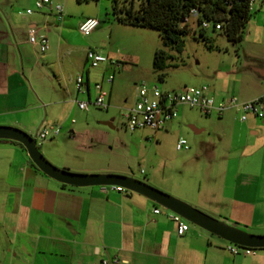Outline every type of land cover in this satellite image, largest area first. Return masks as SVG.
<instances>
[{
	"label": "crops",
	"instance_id": "1",
	"mask_svg": "<svg viewBox=\"0 0 264 264\" xmlns=\"http://www.w3.org/2000/svg\"><path fill=\"white\" fill-rule=\"evenodd\" d=\"M34 1L21 0L24 10H16L12 0H0V126L23 132L46 125L49 113L73 97L64 91V102H58V90H44L46 70L70 58L72 50L64 39V14L58 19L50 7L36 10ZM30 29L47 36L44 54L28 43ZM98 29L101 23L92 33ZM258 64L249 69L264 79V64ZM83 81L85 92L77 93L74 80V101L79 95L92 101L98 82L89 71ZM258 97L264 98V90L236 98ZM218 118L231 123V133L221 152L217 146L200 148L210 167L194 175L196 187H157L219 221L264 235V120L242 122L233 110ZM91 164H81L76 173H101ZM170 213L141 195L111 187L62 188L32 168L18 145L0 141V264H99L115 256L123 264H264V251L233 255L229 243L188 222L178 235Z\"/></svg>",
	"mask_w": 264,
	"mask_h": 264
},
{
	"label": "rangeland",
	"instance_id": "2",
	"mask_svg": "<svg viewBox=\"0 0 264 264\" xmlns=\"http://www.w3.org/2000/svg\"><path fill=\"white\" fill-rule=\"evenodd\" d=\"M50 1L53 6L60 5L63 8L62 21L66 22L64 39L71 46L72 55L70 58L63 57L62 63L46 70L43 87L45 91L51 87L58 90V96L54 95L58 102H64V91L73 97L66 98L63 105L58 104L49 113L45 124L57 125L60 132L53 139L36 141L42 156L53 166L70 173L128 176L173 198L176 197L157 186L196 187L197 184L192 181L194 175L210 167L203 152L201 155L200 148L210 145L216 150L217 146L221 152L220 145L226 143L231 133V123H225L216 116H203L193 108L178 107L177 120L166 132L156 134L149 129L130 132L124 127V109L134 104L135 86L142 83L149 87L155 85L161 91L206 86L208 94L216 102H219L216 99L218 95L226 100L264 90V79L249 69L259 65V62L264 64L263 7L258 1L255 2L238 43L233 44L222 31H213L212 28L205 30L204 40L198 36V28L193 23L190 28L196 33L189 32L183 37L182 51L177 53L163 46L156 31L118 23L112 14L110 0ZM12 2L14 9L24 10L21 0ZM117 7H121L120 1ZM93 17L100 20L101 29L88 37L82 36L77 21ZM88 50L108 60L120 62L121 67L114 70L107 62L90 68L85 60ZM158 50L171 55L163 70L162 81L156 78L152 69V56ZM86 71L109 96L106 110L91 105L85 111L77 108V101L87 100L82 95L76 96V101L73 100V83L78 75L84 77ZM109 75L114 78L111 85L105 82ZM95 95L93 91L92 100ZM248 117L257 119L252 115ZM256 121L261 123L262 120ZM188 126L200 133H194ZM25 133L34 138L33 129ZM179 138L185 141L187 150L175 149V142ZM219 138H223L221 143ZM88 162L94 165L91 169L100 170L101 173H76L78 166ZM62 164L66 167H62Z\"/></svg>",
	"mask_w": 264,
	"mask_h": 264
},
{
	"label": "built area",
	"instance_id": "3",
	"mask_svg": "<svg viewBox=\"0 0 264 264\" xmlns=\"http://www.w3.org/2000/svg\"><path fill=\"white\" fill-rule=\"evenodd\" d=\"M257 0H247L248 12L253 11V6ZM43 7H50L57 15L58 19H61L64 12L60 5L53 6L50 0H35L34 8L41 10ZM26 15L31 14V10L25 11ZM197 13L195 10H191L187 17L182 21L183 24L194 23V19ZM100 22L96 18H84L78 25L79 33L88 37L94 32ZM201 28L208 29L213 28L214 31H219L221 28L219 25L212 27L210 22H203ZM27 41L30 45L37 48L40 54H44L48 48V38L44 34L38 35L35 29L28 31ZM85 59L90 68H96L102 63H109L113 69L117 70L121 67V63L117 61H111L104 56L88 50L85 54ZM113 75H109L106 78V83L112 84ZM75 89L77 93H84V81L81 75L75 78ZM95 90V97L92 101H77V107L81 111H85L89 105L95 108L106 110L109 104L106 102L107 93L102 89L101 84L95 83L93 85ZM135 101L131 107L125 108L122 115L124 127L126 130L133 132L141 129H149L153 132L165 131L168 124L177 118V109L180 106L196 109L201 115L210 117H220L224 112L233 110L238 117L239 121H245L248 115H252L257 119H264V101L261 97L252 99L247 102H240L236 97H230L226 100L216 102L213 96L208 94V88L206 86L200 87H183L180 91H161L157 86H147L145 84H139L135 86ZM60 132V128L57 125H40L34 130V140L42 142L46 139H53ZM175 149L177 151L187 150L185 141L179 138L175 142ZM117 191H124L121 188H115ZM158 209L153 210V213L157 214ZM168 218L176 225V233L182 235L188 229V224L181 217L176 214L170 213ZM227 251L233 255H251L256 250L250 248L239 247L235 245H228ZM124 262L118 257H112L109 259H102L99 264H123Z\"/></svg>",
	"mask_w": 264,
	"mask_h": 264
},
{
	"label": "trees",
	"instance_id": "4",
	"mask_svg": "<svg viewBox=\"0 0 264 264\" xmlns=\"http://www.w3.org/2000/svg\"><path fill=\"white\" fill-rule=\"evenodd\" d=\"M88 1V0H76ZM111 11L115 20L123 25L146 28L156 31L163 46L181 53L184 39L189 32L196 33L182 21L193 9L197 15L194 25L198 28V36L204 39L203 22H210L212 27L219 25L227 40L233 44L241 39V31L249 17L247 0H110ZM121 2V7L117 3ZM264 9V0H257ZM213 30V28H212ZM214 31V30H213ZM205 40V39H204ZM171 55L158 50L152 56V69L156 78L162 81L163 70ZM11 142V141H10ZM22 150L23 147L15 142ZM30 165L39 171L31 161ZM62 188H73L60 184Z\"/></svg>",
	"mask_w": 264,
	"mask_h": 264
},
{
	"label": "water",
	"instance_id": "5",
	"mask_svg": "<svg viewBox=\"0 0 264 264\" xmlns=\"http://www.w3.org/2000/svg\"><path fill=\"white\" fill-rule=\"evenodd\" d=\"M109 125V124H106ZM0 141L20 144L29 161L47 178L74 188L111 187L136 193L163 209L176 214L184 221L229 244L264 250V236L247 233L167 195L154 187L128 176L116 174H74L50 164L39 152L35 140L25 132L7 126H0Z\"/></svg>",
	"mask_w": 264,
	"mask_h": 264
}]
</instances>
